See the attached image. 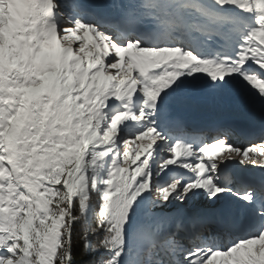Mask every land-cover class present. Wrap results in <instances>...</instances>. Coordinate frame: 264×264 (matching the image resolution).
<instances>
[{
  "label": "snow or ice",
  "instance_id": "1",
  "mask_svg": "<svg viewBox=\"0 0 264 264\" xmlns=\"http://www.w3.org/2000/svg\"><path fill=\"white\" fill-rule=\"evenodd\" d=\"M235 157L262 178L236 187ZM81 244L264 264V0H0V264Z\"/></svg>",
  "mask_w": 264,
  "mask_h": 264
},
{
  "label": "rangeland",
  "instance_id": "2",
  "mask_svg": "<svg viewBox=\"0 0 264 264\" xmlns=\"http://www.w3.org/2000/svg\"><path fill=\"white\" fill-rule=\"evenodd\" d=\"M239 140L240 141H238L237 143H235L233 145L234 146H241V147L245 146L246 141H244L242 139H239ZM137 148H134L132 145L128 146V150L130 152L133 151V152H131L133 157H135L136 152L139 151V148L138 149ZM168 155H171V154H168ZM251 155L252 154H250V156ZM141 157H142V155H141ZM189 158H191V157H183V156L181 157V159H189ZM227 158H228V153H224L222 155L216 156L217 162H219L221 159H227ZM235 159H238L239 160L240 157H235ZM150 163H151V161H150ZM230 163H231V161H230ZM129 164H131V160L129 161ZM177 164H179V160H177ZM124 166L125 167H129V165H124ZM133 167H134V165H133ZM171 167H174V165L171 166ZM237 168L239 170L240 169L243 170L245 172V174L248 173L247 175H249V177H251L253 180H254V178H257V177H260L261 178V170L259 168L255 170L253 168V166L250 165V164H244V165H240V166L238 165L237 167L233 168V171L238 170ZM250 183H252V182H250ZM233 184L236 187H238V188L244 187L246 185L245 183L240 184V181L236 177H234V176H233Z\"/></svg>",
  "mask_w": 264,
  "mask_h": 264
},
{
  "label": "bare ground",
  "instance_id": "3",
  "mask_svg": "<svg viewBox=\"0 0 264 264\" xmlns=\"http://www.w3.org/2000/svg\"><path fill=\"white\" fill-rule=\"evenodd\" d=\"M150 140H151V138H146L144 141H142L140 144H142L144 147H146L149 143H150ZM134 148H137V144H131ZM138 149V148H137ZM140 151H142V150H140ZM143 155H142V157H141V159H143ZM234 161V163L235 164H238V159H234L233 160ZM138 163V162H137ZM240 166V165H239ZM238 169V168H237ZM241 175H243V174H241Z\"/></svg>",
  "mask_w": 264,
  "mask_h": 264
},
{
  "label": "trees",
  "instance_id": "4",
  "mask_svg": "<svg viewBox=\"0 0 264 264\" xmlns=\"http://www.w3.org/2000/svg\"><path fill=\"white\" fill-rule=\"evenodd\" d=\"M87 259H88V257L83 253V247H82V244H81L80 248L78 249L77 260L79 262H81V264H82V262L87 260Z\"/></svg>",
  "mask_w": 264,
  "mask_h": 264
}]
</instances>
